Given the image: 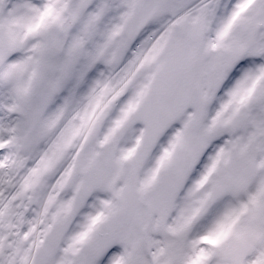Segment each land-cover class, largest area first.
Instances as JSON below:
<instances>
[{
    "label": "snow or ice",
    "instance_id": "1",
    "mask_svg": "<svg viewBox=\"0 0 264 264\" xmlns=\"http://www.w3.org/2000/svg\"><path fill=\"white\" fill-rule=\"evenodd\" d=\"M0 264H264V0H0Z\"/></svg>",
    "mask_w": 264,
    "mask_h": 264
}]
</instances>
